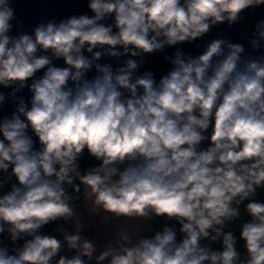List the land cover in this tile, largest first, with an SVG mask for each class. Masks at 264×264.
<instances>
[{
    "label": "clouds",
    "instance_id": "9594fccd",
    "mask_svg": "<svg viewBox=\"0 0 264 264\" xmlns=\"http://www.w3.org/2000/svg\"><path fill=\"white\" fill-rule=\"evenodd\" d=\"M260 5L89 0L91 15L13 36L15 9L0 0V86L11 89L0 106L16 104L0 118V236L10 241L0 264H264V54L214 39L198 56H165L172 67L158 81L140 74L146 55ZM248 43L264 50V21ZM25 88L30 105L17 96ZM85 150L97 163L82 170ZM81 208L110 232L101 249L82 235ZM242 210L243 254L225 231ZM161 217L179 239L167 224L142 234ZM52 223L62 239L42 231Z\"/></svg>",
    "mask_w": 264,
    "mask_h": 264
},
{
    "label": "trees",
    "instance_id": "16d2710c",
    "mask_svg": "<svg viewBox=\"0 0 264 264\" xmlns=\"http://www.w3.org/2000/svg\"><path fill=\"white\" fill-rule=\"evenodd\" d=\"M89 0H11L12 6L15 9L16 20L12 21L13 29L10 32V35H18L20 33L32 34V30L39 23L47 22L49 20L55 19L59 21L61 19H66L72 15H82L92 13L87 7ZM261 21H264V5L254 7L253 11L245 10L242 13V18L237 23L229 26L227 23H222L211 28L210 32L203 36L202 38L194 41L193 43H182L177 46L171 47V55L167 54L166 49L163 52L154 53L151 55H146L144 57V64L140 68V74L144 71H152L154 73V78L158 81L159 78L165 75L170 69L171 65L165 60V56H172L176 48H180L185 54H190L195 57L202 54L204 48L214 39H226L232 43H240L245 48V53L248 55H260L264 54V50L261 53H254L249 46V39L253 38V32L255 31V25ZM126 58V57H125ZM125 58H121L125 59ZM121 60L116 58L104 57L100 63H109L114 67L119 66ZM57 66H64L63 61H57ZM42 73H38L41 75ZM89 77L94 75V71L90 72ZM11 91L10 88H3L0 86V92L5 94ZM31 93L27 88L21 90L17 93L18 97H23L26 103L30 105ZM15 102L11 99L7 100L2 106H0V118L4 116H10L15 109ZM36 140V145L38 146V138L34 137ZM81 169H86L94 164L97 161L94 158L90 157L85 150L83 158L79 161ZM257 199L264 202V190H257ZM79 203V201H77ZM250 219L246 214L243 213L239 220H237L232 225H229L225 228V231H233L237 237V249L242 254L246 252L244 248V241L239 239V234L241 230V224L244 221ZM150 227L147 228L142 234L145 236H152L156 231H162L163 227L167 224L168 226H175L178 232L179 237V224L175 221H168L165 218H156L155 220L149 222ZM57 227V223H52L45 226L42 231L45 234H51L54 232ZM82 235L87 237L89 234L83 230ZM62 239V237H60ZM0 241H3L5 244L10 245L8 239V234L5 233L3 236H0ZM22 244V241L20 242ZM203 243H208L204 241ZM216 250L221 249V243L217 242L212 244ZM74 254H66V256L71 257ZM58 259V257H57Z\"/></svg>",
    "mask_w": 264,
    "mask_h": 264
},
{
    "label": "rangeland",
    "instance_id": "374dc122",
    "mask_svg": "<svg viewBox=\"0 0 264 264\" xmlns=\"http://www.w3.org/2000/svg\"><path fill=\"white\" fill-rule=\"evenodd\" d=\"M248 10L253 11L254 8H249ZM166 51L168 55H171V48H166ZM80 212L82 215V221L85 225L84 231L89 234L86 238L91 239L92 242L97 246V248L101 249L108 242L110 238V232L102 226L99 217L90 215L84 208H81ZM68 227L70 231H74V229H72L70 226ZM149 227H150V223H148L146 229ZM52 235L58 236L55 230L52 233ZM58 238L60 237L58 236ZM69 253L74 254V252L67 251V249L65 248V251L62 252L61 254L66 255ZM92 264H94V261L92 262Z\"/></svg>",
    "mask_w": 264,
    "mask_h": 264
},
{
    "label": "crops",
    "instance_id": "0c3cea01",
    "mask_svg": "<svg viewBox=\"0 0 264 264\" xmlns=\"http://www.w3.org/2000/svg\"><path fill=\"white\" fill-rule=\"evenodd\" d=\"M251 11V10H250Z\"/></svg>",
    "mask_w": 264,
    "mask_h": 264
}]
</instances>
